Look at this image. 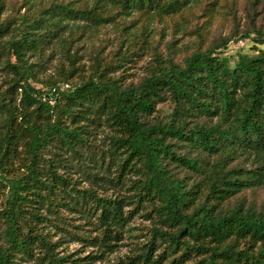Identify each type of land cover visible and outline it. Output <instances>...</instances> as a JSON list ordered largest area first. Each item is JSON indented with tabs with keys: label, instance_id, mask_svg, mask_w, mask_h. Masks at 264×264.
I'll list each match as a JSON object with an SVG mask.
<instances>
[{
	"label": "trees",
	"instance_id": "16d2710c",
	"mask_svg": "<svg viewBox=\"0 0 264 264\" xmlns=\"http://www.w3.org/2000/svg\"><path fill=\"white\" fill-rule=\"evenodd\" d=\"M39 1L3 18L16 1L0 0V70L10 77L0 99V264H264V206L244 196L264 190V0H248L238 39L252 40L249 51L229 53L227 36L178 59L147 42L153 64L139 82L126 79L138 50L121 44L86 71L72 54L78 34L135 15L145 42L155 19L188 20L199 8L212 18L217 0ZM56 45L70 67L43 82L40 60ZM136 218L148 225L135 229ZM67 237L96 251L62 255ZM125 237L135 252L110 261Z\"/></svg>",
	"mask_w": 264,
	"mask_h": 264
},
{
	"label": "rangeland",
	"instance_id": "374dc122",
	"mask_svg": "<svg viewBox=\"0 0 264 264\" xmlns=\"http://www.w3.org/2000/svg\"><path fill=\"white\" fill-rule=\"evenodd\" d=\"M16 1L14 6H9L7 12L3 15V18L12 14L19 13V7L22 4V0ZM52 0H42L37 3L39 6H47ZM61 1V0H57ZM246 9H248V0H217V11L212 18L208 15H202L201 8L194 11V15L189 16L188 20L181 19L180 16L169 19H155L149 26L150 32L149 38L144 42L142 40H136V36L142 32L143 20L135 21L138 16H131L128 18L119 19L116 24L104 25L98 29L84 30L80 32L73 42L72 54L78 50L79 62L86 71L89 70L92 64V57L99 55L101 58L110 60L115 51L123 44V51H137L139 55L133 56V61L128 63L127 69V81L139 82L148 73L149 67L153 64L152 49H145L147 42L152 43L154 46H158V51H162L165 54L173 52L177 55L178 59H181L189 52L195 50L199 45L203 47L209 44H214L220 41V39L231 36L233 40L229 44V53L243 50L249 51L252 47L251 39L239 40L238 37L248 28L249 20L246 16ZM26 8L21 9V13H24ZM256 15L258 25L264 26V4L260 5L257 9ZM234 13H237L236 20H234ZM199 15V16H198ZM133 22V23H132ZM239 24L236 29V24ZM198 32L200 34H198ZM238 39V40H236ZM172 43L173 46L169 44ZM145 49V52L141 50ZM38 57L33 61H37ZM14 61V59H12ZM38 66L39 77L43 82L49 81L51 78L59 77V72L64 67L68 69L70 62L66 59L65 52L60 45L48 49L42 55ZM9 76L7 71L0 70V99L1 93H3L9 83ZM37 87H42L43 84H35ZM160 107H164L161 105ZM89 184L85 183L83 187H88ZM101 194H112V191H104L99 189ZM254 195V196H253ZM246 193L244 196L248 202L255 203L258 207L264 206V190L257 191L255 194ZM244 198V199H245ZM45 212V211H44ZM64 213H68L66 209H63ZM133 225L135 229H140L144 225H148L146 221L141 218L134 219ZM47 230V229H45ZM136 233H140L136 230ZM61 236V234H59ZM56 237V238H59ZM66 242L60 248L63 254L77 252L76 257H85L90 254L91 251H96V247L89 246L81 241L73 240L71 237L65 238ZM143 239V238H141ZM114 244L117 246L114 248V252L109 253L108 257L110 261H114L117 258L126 259L127 256L132 255L134 246L132 239L125 237L121 241H116ZM19 264H34V262H24L20 260ZM76 264H108L105 259L88 258L87 260L78 261Z\"/></svg>",
	"mask_w": 264,
	"mask_h": 264
}]
</instances>
